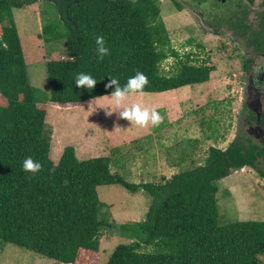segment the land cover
<instances>
[{"label": "trees", "instance_id": "trees-1", "mask_svg": "<svg viewBox=\"0 0 264 264\" xmlns=\"http://www.w3.org/2000/svg\"><path fill=\"white\" fill-rule=\"evenodd\" d=\"M43 1L56 5L69 51L46 63L45 102L30 83L14 17L15 9ZM238 1L212 3L224 7ZM247 13L234 11L213 20L230 22L237 39L255 35L264 46V24L254 30ZM259 14L264 20V11ZM0 30L1 239L58 264H81L88 252H99L102 229L115 223L99 217L98 186L121 184L149 193L152 202L143 220L125 224L129 232L123 235L132 240L116 245L106 264H264V220L222 225L219 218L220 179L247 166L264 179V145L246 133H237L225 149L210 147L206 163L160 181H127L111 172L107 156L79 158L72 145L58 163L50 157L47 117L53 105L209 81L214 67L191 63V53L177 61L171 74L162 71L163 60L180 55L170 45L159 0H0Z\"/></svg>", "mask_w": 264, "mask_h": 264}, {"label": "rangeland", "instance_id": "rangeland-1", "mask_svg": "<svg viewBox=\"0 0 264 264\" xmlns=\"http://www.w3.org/2000/svg\"><path fill=\"white\" fill-rule=\"evenodd\" d=\"M177 1L184 4L183 9L174 0H159L170 45L180 55L163 60L161 69L171 74L177 61L191 53V63L214 67L209 81L171 93L107 94L76 105H53L47 122L52 130L50 157L55 163L64 148L72 145L79 158L107 156L111 172L127 181H160L206 163L210 147L225 149L236 137L245 97L243 58L254 54L247 38L239 40L233 35L230 22L215 24L213 17L247 10L249 26L258 30L262 26L253 10L263 0L229 2L224 7L213 5V0ZM14 17L30 83L37 98L45 102L49 92L46 63L65 58L69 52L65 26L56 5L46 1L15 9ZM215 28L222 33H215ZM218 186L220 224L264 220V179L257 171L248 166L234 170ZM98 194L99 217L115 223L102 229L99 252H88L81 264H106L116 245L132 240L123 235L129 232L125 224L143 220L152 202L149 193L131 192L121 184L98 186ZM0 264L58 263L0 238Z\"/></svg>", "mask_w": 264, "mask_h": 264}, {"label": "flooded vegetation", "instance_id": "flooded-vegetation-1", "mask_svg": "<svg viewBox=\"0 0 264 264\" xmlns=\"http://www.w3.org/2000/svg\"><path fill=\"white\" fill-rule=\"evenodd\" d=\"M254 3L253 0L252 4ZM257 7L259 8L253 10L252 7L251 10L259 24L263 25L264 20L259 14L260 11H264L263 2ZM248 43L252 46L254 55L246 54L243 58L246 66V73L242 76L245 97L239 112L241 125L239 124L237 133L242 131L247 134V138L253 140V143L264 145V50H261V48L264 49V46L260 41L257 42L255 35L251 40H248Z\"/></svg>", "mask_w": 264, "mask_h": 264}, {"label": "crops", "instance_id": "crops-1", "mask_svg": "<svg viewBox=\"0 0 264 264\" xmlns=\"http://www.w3.org/2000/svg\"><path fill=\"white\" fill-rule=\"evenodd\" d=\"M173 90H174V89H173ZM163 92H164V91H163ZM168 92H170V93H171V92H172V90H171V91H170V90H168ZM164 94H165V93H164ZM173 95H174L173 97H177V94H174V93H173Z\"/></svg>", "mask_w": 264, "mask_h": 264}]
</instances>
